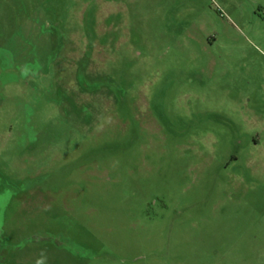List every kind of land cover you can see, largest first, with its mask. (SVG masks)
Returning a JSON list of instances; mask_svg holds the SVG:
<instances>
[{"label":"rangeland","instance_id":"rangeland-1","mask_svg":"<svg viewBox=\"0 0 264 264\" xmlns=\"http://www.w3.org/2000/svg\"><path fill=\"white\" fill-rule=\"evenodd\" d=\"M0 264H264V0H0Z\"/></svg>","mask_w":264,"mask_h":264}]
</instances>
